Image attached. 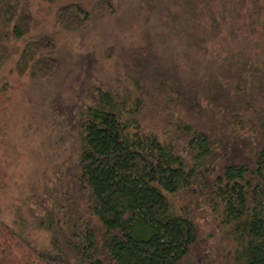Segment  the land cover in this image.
I'll return each mask as SVG.
<instances>
[{
    "label": "trees",
    "instance_id": "16d2710c",
    "mask_svg": "<svg viewBox=\"0 0 264 264\" xmlns=\"http://www.w3.org/2000/svg\"><path fill=\"white\" fill-rule=\"evenodd\" d=\"M15 1L0 0V15L7 23L13 21ZM146 2L148 12H160L162 20L164 13L151 8L155 1ZM166 4L161 1L159 6L168 9ZM190 13L203 26L195 8ZM57 18L66 27L78 28L89 15L74 2L61 6ZM18 22L11 27L15 37L24 33ZM182 32L195 45L203 41L200 28ZM37 51L51 55L52 39L31 42L23 57ZM151 51L147 44L129 54L128 90L98 83L93 75L96 58L82 59L70 82L77 101L66 104L62 94L50 100L58 127L65 131L74 126L78 132V148L58 182L51 183L56 185L26 202L37 226L49 233L48 247L18 237L48 264H191L199 227L189 211L174 207L171 196L199 185L201 192L208 191L207 202L232 239L231 264H264V74L248 65L245 74L250 70V75L237 72L228 87L217 83L216 76L208 77V98L226 109L233 127L229 135L180 122L176 131L160 136L142 125L144 97L186 106L190 91L167 78L160 63L151 66ZM47 55L32 59L33 77L55 68L56 61ZM243 128L244 137L238 133Z\"/></svg>",
    "mask_w": 264,
    "mask_h": 264
},
{
    "label": "rangeland",
    "instance_id": "374dc122",
    "mask_svg": "<svg viewBox=\"0 0 264 264\" xmlns=\"http://www.w3.org/2000/svg\"><path fill=\"white\" fill-rule=\"evenodd\" d=\"M152 1L151 8L164 13L162 20L160 12H148L146 0H17L13 21L7 23L0 15V264H48L24 243L38 248L49 245L48 231L37 226L26 202L56 185L51 183L58 182L60 172L75 158L78 132L74 126L62 131L64 126L55 123L49 103L60 94L66 104L77 101L70 82L82 59L96 58L93 75L98 83L128 90L132 88L128 56L149 44L154 52H150L151 66L163 65L165 70L160 71L167 78L190 91V103L185 106L173 99L167 103L145 96L144 128L160 136L176 131L180 122L208 127L214 133L232 131L226 109L210 103L208 77L216 76L217 83L227 86L237 72L240 77L249 76L250 70L245 74L249 66L264 74V0ZM161 1L167 2L168 9L159 6ZM74 2L88 11L89 19L81 27L69 28L59 22L57 12ZM190 8L198 12L203 26L193 20ZM16 21L24 27L21 37L12 34ZM198 27L204 32L200 45L193 44L188 35L182 37V29L195 33ZM41 39H52L51 55L37 51L23 57L26 46ZM45 54L56 61L55 68L33 77L32 59ZM243 61L247 63L244 68L240 66ZM245 131L238 133L244 137ZM207 195L197 185L171 196L174 207L189 211L199 227L200 242L190 263L231 264L232 239Z\"/></svg>",
    "mask_w": 264,
    "mask_h": 264
}]
</instances>
